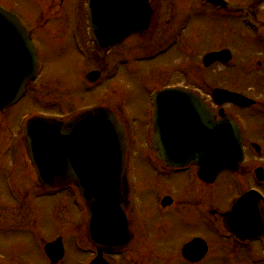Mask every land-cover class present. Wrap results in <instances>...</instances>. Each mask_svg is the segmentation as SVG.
Instances as JSON below:
<instances>
[{
    "label": "rangeland",
    "instance_id": "obj_1",
    "mask_svg": "<svg viewBox=\"0 0 264 264\" xmlns=\"http://www.w3.org/2000/svg\"><path fill=\"white\" fill-rule=\"evenodd\" d=\"M0 2L9 10H16L27 27L29 23L43 47L45 67V73L40 78L44 84L41 90L31 91L19 105L0 114V253L9 264H52L43 248L45 243L58 237H62L66 251L60 264H77L83 258L76 251L77 239L81 238L83 243L80 244L87 243L84 228L82 233L77 228L80 226L79 218L85 215L70 203V192H42L34 181L35 172L26 152L22 124L19 129L17 126L23 114L45 111L62 116L75 109L107 105L103 99H109L110 107H114L135 138V145L131 146L135 149L134 163L138 165V174L140 171L143 174L142 165H147L152 159L145 141L151 121L150 90L153 87L185 85L207 102L212 100V90L217 87L241 92L257 101L264 100L263 93L257 91L264 88L263 71L257 70L259 61H264V55L254 52L255 58L248 62V58L240 53L248 55L252 50L262 51L259 40L242 43L237 37V52L232 63H215L210 67L203 65L204 53L229 47L233 38L222 26L224 22H216L209 5L201 0H158L157 32L132 35L123 42L124 45L110 52L111 61L117 66L118 62L121 64L118 66V76L116 74L114 82L109 84H106V74L97 83H90L86 79L87 71L97 65L78 55L73 46V0ZM250 19H254L253 16ZM236 29V33L241 35L254 36L252 31L239 25ZM246 77L251 81L245 80ZM113 90L116 93L113 94ZM220 107L230 116H239L242 120L246 128V146L252 148L254 143L262 148L260 153L249 150L248 160L241 171L225 174L214 185L204 186V199L211 195L223 211L243 189L260 186L254 170L264 168V124L261 119L263 110L260 111L258 106L237 108L224 104ZM7 129L11 130V134ZM145 171L148 173L147 169ZM9 173L16 175L17 186L19 184L15 188L16 195L20 194L19 191L24 193L21 202V199L11 198L5 186V177ZM152 173L149 175L156 181L154 184L148 183L146 175L139 177V202L131 216L135 234L133 242L122 255L110 257L111 263L264 264V242L241 245L226 234L222 223L219 226L220 237L214 231L211 219L208 216L202 219L191 206H186L182 215L174 214L177 206L170 209L157 206L155 196H173L170 193L175 190L159 185L166 181L165 178L155 176V179ZM186 186L183 185L184 192L187 191ZM261 187L264 190V184ZM153 189L155 194L151 200ZM142 190L145 194L141 195ZM204 205L207 207L206 202ZM193 237L206 239L210 246L207 256L198 263L188 262L181 254V248ZM7 243L10 245L5 247ZM31 259L33 261L29 262Z\"/></svg>",
    "mask_w": 264,
    "mask_h": 264
},
{
    "label": "water",
    "instance_id": "obj_2",
    "mask_svg": "<svg viewBox=\"0 0 264 264\" xmlns=\"http://www.w3.org/2000/svg\"><path fill=\"white\" fill-rule=\"evenodd\" d=\"M97 5L107 16L106 28L119 40L133 32L148 31L156 14L151 0H98ZM97 24L104 28L102 21ZM229 57L225 50L209 53L204 60L209 65ZM36 67L37 57L26 29L14 14L0 7V111L24 95L28 83L36 77ZM213 95L220 104L254 102L223 88L215 89ZM220 114L223 119L216 121L204 101L187 89L159 92L154 142L158 156L168 165L197 163L200 177L207 182H214L223 171L237 170L244 156L241 130L223 110ZM26 137L30 159L43 187L62 182L78 185L90 210L88 238L100 253L94 264H106L101 256L104 251L122 250L133 238L126 216L129 188L123 124L111 109L99 107L68 122L34 118L26 127ZM224 217L227 226L243 240L264 234V213L255 194L243 195ZM207 250L206 242L196 238L184 246L182 253L197 262ZM46 251L56 261L62 256L63 246L49 243Z\"/></svg>",
    "mask_w": 264,
    "mask_h": 264
},
{
    "label": "flooded vegetation",
    "instance_id": "obj_3",
    "mask_svg": "<svg viewBox=\"0 0 264 264\" xmlns=\"http://www.w3.org/2000/svg\"><path fill=\"white\" fill-rule=\"evenodd\" d=\"M151 1L154 4V6H156L158 8V12H159L158 0H151ZM225 1H226V5L222 6V7H220V6L215 7L214 5H209V7L211 8L212 17L214 19H216V22H218V23L220 21H223L224 25H222V26L227 28V32H228L229 36L233 38L231 40V45L229 47L225 46V47H222V48L217 49V50H211V51H220V50L228 49L231 52V57L227 62L217 61L215 63L230 64L234 61V59L236 57V52H237L236 51L237 50L236 44L238 43L237 37L240 40H242V43H247L246 41H250V40H254V41L259 40L258 43H260L262 48H263L262 51L256 50L257 52L252 50L248 55H245L240 51L241 55L246 56L245 58H248V62L251 59L255 58V56L253 55L254 52H255V54L261 52V55L262 54L264 55V0H248V1L247 0H238V1L237 0H225ZM82 2H83V0H77V1L73 0V4H72L73 23L71 26V33H72L71 38H72L73 46H74L78 55L82 56L84 59H87V58L90 59L91 63L94 62L97 65V67H94L92 69L98 70L100 75H99L98 80L96 82H92V83H97L105 75V73L109 72V70H110L109 68H111L112 70H111V73L109 75H107L108 77H107L106 84L112 83V82H114V79L116 77L115 75L117 73L119 74L118 66L121 63L118 62L117 63L118 66L115 65L111 61L112 57H111L110 52L114 48L117 49V47H120L121 44L124 45L123 42L125 40L120 42L119 44H117L115 46H112L111 48H100V47L96 46L95 43L93 42L91 36H90L88 20H87V18L85 19L83 16V12H84V8H85V2L84 3H82ZM0 5L4 6L1 2H0ZM5 8H7V7H5ZM12 11L16 12V10H12ZM16 13H18V12H16ZM249 13H254L256 15V17L258 18L257 22L260 24V26L257 27L258 28L257 30L250 27L245 22V18H246L245 16ZM19 16H20V14H19ZM21 19H22V17H21ZM27 24H28V29L30 30L31 35L33 36V38H35L34 40L37 44L38 54H39V58H40V62H41V60L43 59V47H42L41 43L39 42V40H37V38H36L37 36L33 34L32 28L30 27L29 23H27ZM153 25L151 26L150 30L156 33L157 32L156 30L159 26V20L156 22V24L154 23ZM238 25L240 27L246 29L247 31H252L254 36H247V34L241 35L239 33H236L237 32L236 26H238ZM184 28H185V25L182 27V32H183ZM137 34H141V33H137ZM137 34H134V35H137ZM243 37H245V38H243ZM211 51H207L206 53L203 54L202 62H203L204 55L207 54L208 52H211ZM215 63H212L211 65H209L207 67H210ZM250 64H251V62H250ZM203 65H204V63H203ZM104 66H106L105 67L106 70H105ZM258 66L259 67L257 68V70H262L263 71L262 73L264 76V61H259ZM44 73H45V67L41 63L39 79L36 82L38 84L37 85H36V83L32 84L29 88L27 95L31 91H40L41 90V87L44 86V84H42V81L40 80V78L42 77V75H44ZM118 74H117V76H118ZM86 79L88 80V82H91L87 75H86ZM245 80H247L248 82L251 81V79H248L247 77L245 78ZM254 85H255V83H254ZM172 86H178V85H172ZM180 86H185V85H180ZM263 87H264V85H263ZM247 89L249 90L248 85H247ZM252 90H256V88H252ZM257 91L262 92L263 97H264V88H263V90H261V88H259ZM112 92H113V94L116 93L114 90ZM103 100L105 101V103L107 105L110 106L111 101H109V99L108 100L103 99ZM207 103H208L209 107L213 110V112L215 113L216 119L220 120L219 113H220L221 107L218 105L219 107L215 108L216 106H215V103L213 102V100H210ZM115 104L118 106L120 105L119 103H115ZM251 106H258V107H260L259 108L260 111L263 110L261 119H262V123L264 124V100L263 99H260L259 101L256 100V102ZM235 107H237V106H235ZM112 108L114 109V107H112ZM5 111H3L0 114H5ZM56 115H58L59 117L63 116V115L61 116L59 114H56ZM231 117L235 118L233 115ZM243 130L244 129L242 128V131ZM7 131L8 132L10 131V134H11V130L7 129ZM243 135H244V139H246L245 131H243ZM252 149L256 153H260L262 151V148L260 147L258 149L257 147L254 146V143H253L252 148H249L248 146H246V152H247L246 160H248L249 150H252ZM148 150L150 151L149 156H150V158H152L151 159L152 162L150 160L151 163L148 161L147 165L146 164L142 165L144 167V168H141V170H143V174H141V171H140V174H138L139 173V170L137 169L138 165H133L129 162V160H131V157H129L130 156L129 154L127 157V174H128V178H129V182H128L129 183V193H128V202H127L126 212L128 215V219L130 221V228L132 229L133 233H134V230L132 228L131 216H133V213H134L133 211H134V209H136L135 207H137V204L139 202L138 201L139 200V189H140L139 177L142 178L144 175H146L145 178L148 177L147 178L148 183L152 182L154 184V182H156V181L152 180L150 178V175H149L151 171L153 172L152 174H153L154 178H155V176L158 177L159 179L165 178L166 181L160 183L159 185L167 186L168 187L167 189L175 190V192L173 191L172 193H170L173 196L165 195L162 198H161L160 194L155 196L154 203L157 204V206H161L163 208L167 207L169 209L177 206L176 208H174V212H175L174 214L175 215L184 214V209L186 210L187 207L191 206L193 208V211L195 209L196 214H198V216H200L202 219L204 218L205 215L210 216V217L212 215L214 217L215 221H217L216 223L223 222V218L221 216V213L228 210L231 205H229L228 208L221 211L218 208V206L216 205V202L214 201V197L209 195L207 197V200L204 199L206 194L203 191V189H204V186L214 185L221 176H223L225 174H230L231 172L223 173L222 175H220L217 178V180L214 183L207 184L204 181L200 180V178L198 176V167L196 165H188V166H183V167H170V166H167L163 161H161L160 159L157 158V151L152 147V145H151V148H149ZM246 160L244 161V163L246 162ZM244 163L241 165V167L238 171H241ZM31 168L35 172L32 165H31ZM145 169H147L148 173H146ZM234 173H236V172H234ZM254 173H255V170H254ZM263 174H264V171H263ZM15 176L16 175L11 174V173L7 174V176L5 177V186L8 189V192H9V195L11 198L16 197L18 199H21V196L23 197L24 193L19 191L20 194L18 196L16 195L15 188H18L19 184L17 186ZM33 177L35 179L34 181L37 182L39 189L42 192L45 191L41 188V185L39 184V182L37 180L36 173H34ZM144 180H143V182H144ZM256 181L260 185L264 184V181L258 182V179H256ZM185 184H187V186L185 187L187 189V191L184 192L182 190V188H183V185H185ZM8 187L10 188V190ZM151 188H152V186H150V189ZM177 188H179V189H177ZM261 189L263 190L262 187H261ZM58 190L70 192V203L77 210V207H76L77 206V194L76 193H78V192L76 190V187L72 184H68V185H63V187H61L60 189H55L53 191H58ZM142 194H145L144 190H142L141 195ZM153 194H155V189H153L151 191V195H152L151 200H153ZM176 197H178V200H176ZM15 201L17 202V199H15ZM21 201H22V199L19 200V202H21ZM165 201H168V203L165 204L164 203ZM205 202L207 203V207H205V205H204ZM168 206H170V207H168ZM88 214H89V212H88V209L86 208V205H85V216H84V218H82V217L79 218L80 226L79 225L77 226L79 231L80 230L82 231L84 228V232L86 233ZM84 219L86 220V222L83 223ZM58 238H60V237H58ZM261 239H264V237L258 238L256 240H261ZM8 245H10V243H7L5 247H7ZM130 245H128L127 248ZM89 246L92 247L90 245V243H89ZM127 248H125V249H127ZM125 249L118 251V252L110 253V254L106 253L105 257L110 262V259H109L110 257H113V256L117 257L120 254L122 255L125 252ZM76 251H78L81 255H83V258L88 261L87 264L97 255L96 251L93 247L89 250H81L76 246ZM84 254L86 255L85 257H84ZM65 255H66V251H65ZM65 255L63 256V258L61 260L56 261V262H53L48 257L47 258L52 264H57V263L60 264L63 261V259L65 258ZM0 256L2 258H4L5 260L7 259L1 253H0ZM79 260H81V259H79ZM79 260L77 261V264H79ZM32 261H33L32 259L29 260V262H32ZM111 264H113V263H111Z\"/></svg>",
    "mask_w": 264,
    "mask_h": 264
}]
</instances>
